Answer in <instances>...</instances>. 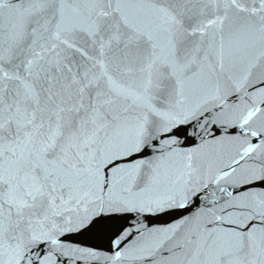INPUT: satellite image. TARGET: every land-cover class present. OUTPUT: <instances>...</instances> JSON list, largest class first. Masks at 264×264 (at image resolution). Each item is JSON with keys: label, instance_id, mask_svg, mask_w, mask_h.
I'll list each match as a JSON object with an SVG mask.
<instances>
[{"label": "snow or ice", "instance_id": "snow-or-ice-1", "mask_svg": "<svg viewBox=\"0 0 264 264\" xmlns=\"http://www.w3.org/2000/svg\"><path fill=\"white\" fill-rule=\"evenodd\" d=\"M0 264H264V0H0Z\"/></svg>", "mask_w": 264, "mask_h": 264}, {"label": "water", "instance_id": "water-1", "mask_svg": "<svg viewBox=\"0 0 264 264\" xmlns=\"http://www.w3.org/2000/svg\"><path fill=\"white\" fill-rule=\"evenodd\" d=\"M73 239H75V240H79L80 237H79L78 235H76V234H73ZM85 243L88 244V245H91V244H93V243H96V241H91V240H89V241H85Z\"/></svg>", "mask_w": 264, "mask_h": 264}]
</instances>
